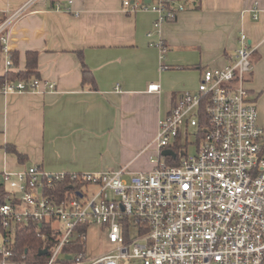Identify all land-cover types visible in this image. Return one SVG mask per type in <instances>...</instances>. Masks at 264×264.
<instances>
[{
    "label": "crops",
    "instance_id": "0c3cea01",
    "mask_svg": "<svg viewBox=\"0 0 264 264\" xmlns=\"http://www.w3.org/2000/svg\"><path fill=\"white\" fill-rule=\"evenodd\" d=\"M123 1L0 0L1 34L10 59L17 55L7 68L0 42V76L24 71L26 52H36L37 80L54 85L0 93V190L7 195L3 173L28 164L47 174L153 170L150 157L149 164L140 159L152 154L158 122L179 94L197 88L204 69L231 63L241 33L255 48L246 87L264 126V0H188L175 21L157 28L152 1ZM78 54L97 89L81 85ZM150 84L159 91L149 93Z\"/></svg>",
    "mask_w": 264,
    "mask_h": 264
},
{
    "label": "built area",
    "instance_id": "2783aa9c",
    "mask_svg": "<svg viewBox=\"0 0 264 264\" xmlns=\"http://www.w3.org/2000/svg\"><path fill=\"white\" fill-rule=\"evenodd\" d=\"M150 1L148 8L158 14L155 28L186 10L182 2ZM0 42L10 68L8 37L1 34ZM254 52L241 33L228 66L204 69L197 88L176 97L158 122L153 140L158 161L151 159L150 172L129 181L123 180V170L47 174L30 166L4 172L10 192L0 205L2 225L11 230L29 221L48 223L56 245L46 264L132 259L140 264H264V130L246 87ZM41 86L54 88L41 80L7 82L0 93L39 91ZM147 91L158 92L159 85L150 84ZM190 130H196L198 144L193 155H185L179 141ZM164 150L174 156H162ZM170 160L176 163L168 165ZM94 226L104 229L110 249L95 255L63 251L77 240L86 244ZM9 242L8 237L0 248L1 264H15L5 246Z\"/></svg>",
    "mask_w": 264,
    "mask_h": 264
},
{
    "label": "trees",
    "instance_id": "16d2710c",
    "mask_svg": "<svg viewBox=\"0 0 264 264\" xmlns=\"http://www.w3.org/2000/svg\"><path fill=\"white\" fill-rule=\"evenodd\" d=\"M170 2H182L186 3L188 0H168ZM198 2V0H195ZM168 3L169 8L172 7V3ZM195 7V9H197ZM176 19V18H175ZM169 20L168 22L175 21ZM1 21V20H0ZM164 47V46H163ZM79 55L81 66V85L87 87L89 90H95L96 84L92 72L83 62L81 54ZM12 62L15 63L17 55L11 54ZM38 79L37 71V53L26 52L25 54V69L24 71L13 73L6 72L0 76V87L7 82H24L28 83L31 80ZM7 151L13 153L20 163L25 162V158L22 154L16 151L13 146H8ZM176 161L170 160L169 164H175ZM67 188V186H65ZM7 193L4 190H0V205H3L7 198ZM0 232L2 238L5 241L6 238H10L9 245H5L11 251L10 260L15 264H46L49 259L52 250L56 245V235L52 231L50 225L45 222L29 221L27 224H15L11 230H6L2 225V219L0 216ZM3 241V245H4ZM46 251L45 254H40L42 251ZM85 250V243L77 240L70 246L64 247L63 251L68 253H81Z\"/></svg>",
    "mask_w": 264,
    "mask_h": 264
},
{
    "label": "rangeland",
    "instance_id": "374dc122",
    "mask_svg": "<svg viewBox=\"0 0 264 264\" xmlns=\"http://www.w3.org/2000/svg\"><path fill=\"white\" fill-rule=\"evenodd\" d=\"M253 62H255V61H253ZM251 77L252 76L249 77L248 83H250ZM250 98L254 103V97L250 95ZM258 124L264 130V126L261 124L259 117H258ZM195 132H196V130H190L188 137L185 138L182 136V138H180L179 146H181L182 151L185 153V155H193L196 152L198 140L195 137V135L193 134ZM156 154H157V151L155 148H153L152 154H149L148 156L142 155L140 162L141 163L145 162L146 164H149V157H150V159H152L156 162V161H158ZM181 159L182 158L179 157L178 161H181ZM165 161L168 162L167 159H165ZM167 164L171 165L169 163H167ZM126 171L128 173H134L132 175L137 174L136 172H134L135 169H133V168L128 169ZM132 175H129V174L123 175V180L129 181V179L131 178ZM6 189L8 191H10V189L7 185H6ZM54 226H60V225L55 224ZM2 245H3V239L0 235V248L2 247ZM109 247H110V245L108 244V242L106 240L105 232H104V229L102 227L94 226L88 230L87 236H86V244H85L86 255L99 254V253L105 252L109 249ZM120 264H140V261L137 259H132V260H128V261L123 260L120 262Z\"/></svg>",
    "mask_w": 264,
    "mask_h": 264
},
{
    "label": "water",
    "instance_id": "95a60500",
    "mask_svg": "<svg viewBox=\"0 0 264 264\" xmlns=\"http://www.w3.org/2000/svg\"><path fill=\"white\" fill-rule=\"evenodd\" d=\"M161 155L162 156H174L173 152L170 151V150H164V151H162L161 152ZM29 167H30V164H28L26 168H29ZM45 253H46V251L44 250L40 254H45Z\"/></svg>",
    "mask_w": 264,
    "mask_h": 264
}]
</instances>
